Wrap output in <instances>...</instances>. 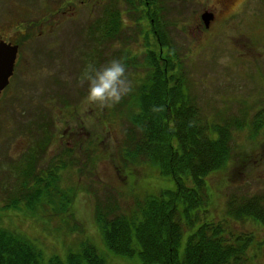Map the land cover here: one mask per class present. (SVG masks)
I'll return each mask as SVG.
<instances>
[{
    "label": "rangeland",
    "instance_id": "rangeland-1",
    "mask_svg": "<svg viewBox=\"0 0 264 264\" xmlns=\"http://www.w3.org/2000/svg\"><path fill=\"white\" fill-rule=\"evenodd\" d=\"M107 1L78 0L76 13L62 17L53 15L56 7H47L45 0H31L32 33L23 40L12 82L0 96V228L35 244L42 252L41 264H50L54 257L69 264L70 253H82L85 243L93 244L106 264H143L137 256L117 255L109 248L96 210L111 209L116 201L123 210L146 194L175 187L145 157L133 159L126 145L134 128L129 102L149 76V51L161 47L150 19H143V8L150 11L153 6L165 23V40L178 56L181 79L203 120L231 129L233 157L227 168L208 178L212 217L224 221L232 198L264 195V126L253 131L256 117L260 112L264 116V0H239L234 14L218 13L209 29L202 25L203 31L197 24L205 23L201 15L210 0H148L143 8L142 0ZM51 14L52 26L46 22ZM113 14L119 29L111 26L110 35H116L105 37L96 22L108 16L111 20ZM90 27L96 36L89 34ZM113 58H123L130 91L118 103L85 105L87 82L81 74L86 64L99 66ZM45 121L52 122L47 128L54 134L40 171L52 159L59 162L61 155L73 158L66 146L84 142L88 152L79 151L80 162L59 171V187L75 198L67 209L59 200L34 209L9 207L22 158ZM239 122L244 128L236 129ZM229 224L237 233L254 235L248 258L264 264V227L250 218ZM188 234L182 239L181 257Z\"/></svg>",
    "mask_w": 264,
    "mask_h": 264
},
{
    "label": "trees",
    "instance_id": "trees-1",
    "mask_svg": "<svg viewBox=\"0 0 264 264\" xmlns=\"http://www.w3.org/2000/svg\"><path fill=\"white\" fill-rule=\"evenodd\" d=\"M149 8L150 11L143 8L146 12L143 19H150L152 32L161 47L159 52L149 51V76L129 102V120L134 128L126 145L133 159L145 157L163 178L173 180L175 187L159 194H146L123 210L118 201L111 209L98 208L96 222L115 254L137 256L143 264H259L248 258L254 235L237 233L229 223L250 218L264 227V195L232 198L224 221L216 222L212 217L210 210L214 204L208 178L227 168L233 157L231 129L228 125L210 126L208 120H203L181 79L178 56L165 40V23L156 16L153 6ZM107 18L99 19L96 24L100 34L114 37L116 34L110 35L114 32L111 26L119 29V24L114 23V15L111 20ZM89 34L96 36L91 27ZM50 124L45 121L39 125L40 134L22 158L9 207L19 209L23 205L34 209L59 200L67 209L75 198L72 191L59 187V171L75 160L76 164L80 162L79 151H86L84 142L66 146L67 154L73 158L61 155L56 158L59 162L52 159L51 165L40 171L38 167L54 134L53 129L47 128ZM263 126L264 116L260 112L254 122V133ZM241 128L244 125L236 123V129ZM212 131L217 135L213 136ZM75 147L78 149L73 152ZM186 231L189 234L181 257L180 247ZM41 258L42 252L29 239L0 228V264H41ZM68 262L106 264L91 243L83 245L82 253H70ZM50 264L63 262L54 257Z\"/></svg>",
    "mask_w": 264,
    "mask_h": 264
},
{
    "label": "flooded vegetation",
    "instance_id": "flooded-vegetation-1",
    "mask_svg": "<svg viewBox=\"0 0 264 264\" xmlns=\"http://www.w3.org/2000/svg\"><path fill=\"white\" fill-rule=\"evenodd\" d=\"M76 1L78 0H45L47 7H56L55 11L52 12L53 15L61 14L62 17H66L68 14L76 13ZM82 3L87 2L88 0H79ZM109 1V2H108ZM107 2L112 5L115 0H108ZM142 8L144 5H148L150 2L148 0H142ZM208 1V0H207ZM212 2L210 8L204 9V12H210L213 16L212 22L218 17V13L224 14L229 12V14H234V10L241 1L239 0H210ZM155 2V1H153ZM31 0H0V41H5L7 43H12L13 45H18V56L15 63V70L18 67V61L21 59V47L22 42L25 38L31 36L32 27V9H31ZM212 7V8H211ZM232 10L234 13H232ZM228 14V13H227ZM228 14V15H229ZM51 14L50 19H47L46 22L50 21L52 26V19L54 18ZM114 15V14H113ZM201 15V19L203 20ZM117 19L116 16H114ZM55 21V20H54ZM53 21V22H54ZM143 21V20H142ZM140 21L141 23H143ZM204 22V21H203ZM212 22L210 24H212ZM205 23L197 24V28L200 31L209 29L210 25L206 26ZM203 25V26H202ZM122 31V29H121ZM158 39V37H157ZM159 40V39H158ZM159 42V41H158ZM160 51V50H159ZM14 74L10 78V83L14 77ZM10 85V84H9Z\"/></svg>",
    "mask_w": 264,
    "mask_h": 264
},
{
    "label": "clouds",
    "instance_id": "clouds-1",
    "mask_svg": "<svg viewBox=\"0 0 264 264\" xmlns=\"http://www.w3.org/2000/svg\"><path fill=\"white\" fill-rule=\"evenodd\" d=\"M126 72L123 58H113L99 66L86 64L81 74V80L87 82L83 103L100 107L118 103L130 91Z\"/></svg>",
    "mask_w": 264,
    "mask_h": 264
},
{
    "label": "water",
    "instance_id": "water-1",
    "mask_svg": "<svg viewBox=\"0 0 264 264\" xmlns=\"http://www.w3.org/2000/svg\"><path fill=\"white\" fill-rule=\"evenodd\" d=\"M202 18L206 26H208L213 16L210 12H205ZM17 56L18 45L0 41V95L10 84V78L14 74Z\"/></svg>",
    "mask_w": 264,
    "mask_h": 264
}]
</instances>
